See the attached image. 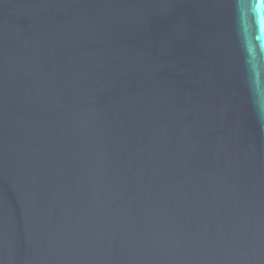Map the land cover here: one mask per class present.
Here are the masks:
<instances>
[{
    "label": "water",
    "instance_id": "95a60500",
    "mask_svg": "<svg viewBox=\"0 0 264 264\" xmlns=\"http://www.w3.org/2000/svg\"><path fill=\"white\" fill-rule=\"evenodd\" d=\"M0 264H264V0H0Z\"/></svg>",
    "mask_w": 264,
    "mask_h": 264
}]
</instances>
